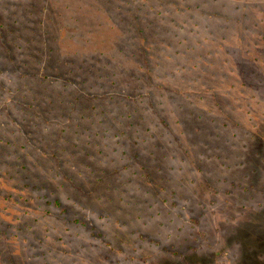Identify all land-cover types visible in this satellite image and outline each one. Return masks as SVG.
<instances>
[{
	"label": "rangeland",
	"instance_id": "obj_1",
	"mask_svg": "<svg viewBox=\"0 0 264 264\" xmlns=\"http://www.w3.org/2000/svg\"><path fill=\"white\" fill-rule=\"evenodd\" d=\"M0 72V264H264V0H0Z\"/></svg>",
	"mask_w": 264,
	"mask_h": 264
},
{
	"label": "trees",
	"instance_id": "obj_2",
	"mask_svg": "<svg viewBox=\"0 0 264 264\" xmlns=\"http://www.w3.org/2000/svg\"><path fill=\"white\" fill-rule=\"evenodd\" d=\"M142 33H143V31H140L139 32V34L140 35H142ZM148 50H149V48H148ZM158 66V65H157ZM34 72V74H33V78H35L34 79V81L35 82H37V80H39V84H45L46 82V80L48 79V77H46V76H44V75H42V74H40V73H37V72H35V71H33ZM149 73H152V71L150 70V72ZM0 74H1V72H0ZM31 75V74H30ZM29 75V76H30ZM39 75H41V76H39ZM59 78V77H58ZM59 79H61V80H64L63 79V77H60ZM58 81V80H57ZM68 82H69V80H67ZM53 83V82H52ZM66 84V83H65ZM65 87H66V85H65ZM59 96H61V94H58ZM34 101H35V99H34ZM75 101L76 102H78L79 101V98L78 97H76L75 98ZM34 105H32V104H29L28 105V107L29 108H32ZM95 109V108H94ZM36 120H38V117H36V119L35 120H31V121H36ZM164 122H165V126H167V122H166V120H163ZM49 123V121L46 123V124H48ZM129 125V127L130 128H134L135 126H138L139 127V125H135L134 123H130V124H128ZM108 131V130H107ZM64 132H66V130L64 131ZM142 142L143 143H145V141L144 140H142ZM90 143V142H89ZM88 143V144H89ZM155 148H156V145L154 146ZM90 155V154H89ZM90 156H92V155H90ZM30 157V154L28 153L26 156H25V158L27 159V158H29ZM31 158V157H30ZM20 160L22 161L23 160V158H21L20 157ZM99 164H101L102 163V159H100V161L98 162ZM37 164H38V162H37ZM28 168V166L27 165H24V166H22V167H20L17 171H16V173H18L21 169H22V171H20L21 172V175H22V177H23V175H24V171L26 170ZM24 170V171H23ZM99 171H95V172H100L101 174H103V175H105L106 176V171H105V169H98ZM26 179H29L28 178V176L27 177H25V178H23V180H26ZM45 183H42V185L41 184H39V185H33V188L34 189H37V190H47V186L46 185H44ZM109 185H111L110 183H109ZM31 186V185H30ZM110 186H108V188H109Z\"/></svg>",
	"mask_w": 264,
	"mask_h": 264
}]
</instances>
